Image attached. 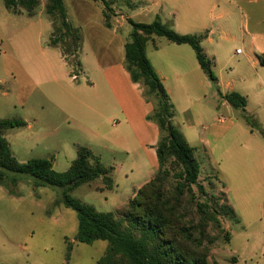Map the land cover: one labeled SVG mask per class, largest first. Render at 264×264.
<instances>
[{
	"label": "rangeland",
	"instance_id": "1",
	"mask_svg": "<svg viewBox=\"0 0 264 264\" xmlns=\"http://www.w3.org/2000/svg\"><path fill=\"white\" fill-rule=\"evenodd\" d=\"M258 1L261 2L240 0L239 3L243 12L252 17L251 28L264 33V23L260 27L253 24ZM64 2L70 7L68 0ZM44 3L45 0H41V5L37 6L36 16L27 17L24 12L11 13L0 0V119L25 122L23 126L4 130L3 137L20 163L45 158L51 160L53 170L62 172L76 157L77 146L82 145L100 155V161L109 167L112 155L98 147L88 127L72 117L61 104H73L75 95H80L75 92L76 86L80 82L86 84V81L80 71L74 79L72 69L62 59L59 49L48 45L50 34L46 25L49 20L43 11ZM97 4L102 5L101 1ZM117 6L125 13L137 10L126 4ZM93 13L98 15L97 10ZM111 16L112 11L108 14L109 18ZM262 38L264 40V35ZM236 48L243 52L236 53ZM225 49L231 55L233 65L220 74L214 70L212 73L216 78L220 77L222 85L228 84L236 91L246 93L244 112L241 108L231 107L228 111L220 106L216 83L209 79L197 80V87L190 89V104L210 109V115L203 119L202 125L208 127L213 117L235 120V127L224 138L229 135L227 140L231 146L228 152L218 156L213 166H209L198 148L193 152L199 165V182L209 195L222 196V203L226 202L235 214V219L219 216L221 230L209 223L206 230L212 241L206 243L208 264H264V136L244 118V114L247 115L264 131V67L256 71L248 61L247 38H238ZM212 92H215L214 96ZM201 93H206L202 100L198 98ZM197 132L205 133L202 126L197 127ZM205 139L210 141L209 137ZM219 147H215L216 151ZM216 151L217 157L220 150ZM121 158L124 156L119 153L114 161L119 162ZM165 166L177 165L167 162ZM4 172L6 177L0 182V264H97L107 241L87 244L75 240V211L56 202L55 188L34 187L31 176ZM214 175L224 181L227 188L224 195L218 191L225 190L223 183ZM12 177L17 178L15 183H12ZM168 182H174V179L169 177ZM193 190L194 200L202 201L195 187ZM68 194L101 212H115L122 207L113 208L102 177L82 183ZM189 208L195 212L193 203ZM193 218L197 220L199 216L194 213ZM226 230L230 235L228 243L223 236ZM68 245L71 246L69 251Z\"/></svg>",
	"mask_w": 264,
	"mask_h": 264
},
{
	"label": "crops",
	"instance_id": "2",
	"mask_svg": "<svg viewBox=\"0 0 264 264\" xmlns=\"http://www.w3.org/2000/svg\"><path fill=\"white\" fill-rule=\"evenodd\" d=\"M68 1L70 7L62 0L68 21L80 32L78 59L86 84L80 82L76 86L75 92L80 95H75L73 104H61L72 117L88 127L95 144L112 155L113 160L107 165L111 167L112 179L108 192L112 206L116 209L133 197L136 190L153 177L158 167L156 145L160 133L157 124L147 119L152 103L146 101L142 88L131 80L125 67L124 44L131 30V26L129 28L125 25H130L128 19L149 23L159 18L178 33L202 35L200 45L211 62V70L218 74L233 65L225 46L238 38H247V59L254 69L257 71L264 67L258 60V55L264 54V33L251 28V15L243 12L240 0H112V16L107 21L102 2L98 6L97 1L93 0ZM119 4L137 7V10L125 13L118 8ZM38 5H41V0H38ZM37 6L35 13L27 17L37 15ZM94 10L98 11V15L93 13ZM43 11L45 13V3ZM41 12L42 9L39 10ZM255 13L253 24L260 27L264 23V0L256 2ZM45 15L49 20L46 28L51 34L52 22ZM155 37L163 36H153L148 40L145 53L175 105L172 124L191 147L201 151L209 166H213L218 156L228 152L231 146L227 140L229 135L224 138L235 127V120L213 117L208 127L202 125L203 119L209 117L210 109L204 105H191L190 89L197 87V80L204 82V79L209 78L188 44H177L165 37V40ZM242 52L240 50L238 53ZM215 83L220 106L228 111L232 106L222 94L235 91L247 99L244 95L246 93L236 91L228 84L222 85L220 77L216 78ZM205 97L206 93H201L198 98L202 100ZM198 126H202L204 134L197 132ZM205 137H209L210 141ZM218 145L220 147L216 151ZM219 150L216 157L215 151ZM119 153L124 158L119 159V162L114 161ZM98 158L101 160L100 155ZM214 177L224 184L219 177ZM223 184L225 190H218L222 195L227 191Z\"/></svg>",
	"mask_w": 264,
	"mask_h": 264
},
{
	"label": "trees",
	"instance_id": "3",
	"mask_svg": "<svg viewBox=\"0 0 264 264\" xmlns=\"http://www.w3.org/2000/svg\"><path fill=\"white\" fill-rule=\"evenodd\" d=\"M2 1L11 13L19 14L24 10L28 16L35 13L38 4V0ZM93 1L103 3L107 21L113 1ZM45 13L52 22L47 43L59 49L61 57L72 69L71 76L76 79L80 71V32L68 21L62 0H46ZM128 23L131 30L124 44L125 67L131 80L142 88L143 97L152 103L147 119L157 124L160 133L156 145L158 167L153 177L115 212L97 211L93 206L71 197L68 192L97 177H102L107 188H111V167L104 166L98 156L82 145L77 146L76 157L62 172L53 170L51 160L45 158H32L20 163L12 155L3 131L23 126L25 122L3 118L0 119V182L6 177L4 171H9L31 176L34 187L55 188L56 202L75 211V240L87 244L96 240L107 241L105 252L97 264H208L209 248L206 243L212 241L206 230L209 223H214L221 230L219 216L227 215L235 219V214L226 202L222 203V196L209 195L199 182V165L194 158V148L172 124L174 105L146 56L145 45L153 36H163L177 44H188L202 70L215 83L211 62L200 45L202 35L178 33L159 18L149 23L128 19ZM258 60L264 66V54L258 55ZM222 97L232 107L241 108L244 112V96L231 91L222 94ZM244 118L264 136V131L247 115L244 114ZM167 162L177 166H165ZM169 177L174 182H168ZM11 180L15 183L17 178L12 177ZM193 187L203 198L202 201L194 200ZM192 203L195 212L189 208ZM194 213L199 216L197 220L193 218ZM223 236L228 243L230 235L227 230ZM70 249L68 245L67 251Z\"/></svg>",
	"mask_w": 264,
	"mask_h": 264
},
{
	"label": "built area",
	"instance_id": "4",
	"mask_svg": "<svg viewBox=\"0 0 264 264\" xmlns=\"http://www.w3.org/2000/svg\"><path fill=\"white\" fill-rule=\"evenodd\" d=\"M236 52L238 53V52H240V50H236Z\"/></svg>",
	"mask_w": 264,
	"mask_h": 264
}]
</instances>
